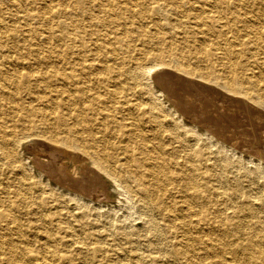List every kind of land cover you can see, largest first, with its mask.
Here are the masks:
<instances>
[{
	"label": "bare ground",
	"instance_id": "6f19581e",
	"mask_svg": "<svg viewBox=\"0 0 264 264\" xmlns=\"http://www.w3.org/2000/svg\"><path fill=\"white\" fill-rule=\"evenodd\" d=\"M118 1L119 7L130 11L132 17L143 9L154 10L159 15H166V10L171 13L179 11L193 19L203 33L214 39L198 48L192 46L196 63L203 66L195 64L193 67L183 61L180 49L177 48L179 52L175 50L176 47L172 50V42H166L164 36L159 42L164 41L166 45L162 47L159 57L162 68L167 69L153 74L154 64L142 66L136 63L125 74L122 71L112 77L116 71L110 72L111 67L104 64L101 67L106 75L96 76V73L93 76L96 83L90 85V77L85 71L86 68L94 69L93 63L86 66L83 59L69 56L62 61H44L45 66L59 69L68 66L69 75L62 78L65 82L57 84L53 82L54 79L48 81L45 75L32 71L33 68H40L43 58L30 54L11 55L6 48L8 46L0 41V105L10 112L8 117L15 124L7 130L2 124L4 122H0V172L4 169L5 174L15 176L12 185L7 179L0 181V229L11 228L23 235L20 223L12 214L13 203L23 212L37 208L62 213L70 211V205L72 209L86 211L93 206L92 215L84 213L80 218L83 225L90 226L94 223L86 220L87 217L97 216L95 209L105 207L109 199L108 184H115L122 191H129L138 207L145 210L142 214L153 237L159 235L153 217L155 213L162 214L169 222L168 227L182 229V239L189 236L191 240V234L197 236L181 253L182 260H188L196 246L212 249L235 243L236 246L250 249L249 261H262L264 209L262 213L254 214V221L242 218L232 222L237 217V211H240L230 200L239 195L250 202V196L232 192L235 195L232 197V194L214 188V195L225 196L228 201L225 202L226 211H223L217 207V200H213L211 211L215 215L209 218L207 204L212 198L206 193L204 195L199 185L193 182L197 177L194 171H190L196 170L194 159H184L182 165L185 170L177 173L168 169L165 156L167 152L174 151L169 147L174 142H178L180 149L187 146L185 140L188 139L193 141V145H199L200 150H193L195 154L199 153L205 161L210 160L209 154H215L211 163L216 165L218 162L227 172L234 163L241 165L240 158L246 156L254 168L243 167L244 175L252 180L256 178L259 187L264 189V74L252 71L264 62V45L260 43L264 33V6L257 2L251 5L247 0H147V4L144 0ZM134 7H138V10H132ZM108 13L114 14L111 11ZM216 50H221L222 55H218ZM166 58L168 62H165ZM67 78L70 80L67 81ZM151 78L154 84L149 82ZM30 79L43 84L44 90L39 93L23 86ZM55 79L58 80L57 77ZM102 83L106 86L104 96L92 90L96 84ZM123 85L128 86L126 93ZM20 93H23L24 100L18 99ZM69 96L76 103L87 102L86 105L92 110L88 114L99 113L100 121L96 123L94 118L89 122L90 126L87 123L78 126L79 122H85V118L69 101ZM143 105L144 109L141 108ZM36 119L42 121L41 124ZM68 120L69 126L65 125ZM43 124L57 129L48 131L49 127ZM93 126L104 129L99 139L92 131L95 130ZM109 138L122 143L123 146L119 145V148L125 152L131 151L132 145L140 151H137L138 157L129 156L140 170L134 174V179L119 170L113 162L115 158L105 152ZM19 145L27 147L25 159L33 173L28 172L17 155ZM109 146L112 148L114 143ZM204 154H208L207 157ZM187 169L189 172L185 173ZM25 171L29 173L28 177L24 175ZM29 176L33 177V182L28 181ZM32 189L36 190L34 193L38 192L36 196L32 195ZM175 190L178 192L177 201L171 200ZM218 200L223 202L225 199ZM29 201L31 203H27ZM245 214L249 215L247 210ZM46 215L45 220L51 221L49 214ZM223 216L226 221H223ZM214 221L218 225H212ZM55 224L60 229L65 227L62 221ZM230 225H233L236 237L225 240L221 233H227ZM118 228L125 230L122 225ZM250 228L254 232L248 231ZM93 231L98 235L102 230L97 228ZM214 232H217L216 236H213ZM206 234L212 237H203ZM131 235L136 238L140 234L125 231V242L136 244ZM141 237L143 239L144 235ZM47 238L48 242L54 241V238ZM58 242L61 240L58 239ZM1 243L3 238L0 236ZM77 243L80 245L82 242L73 241L70 245ZM188 246L193 249L188 250ZM99 248L102 247L93 249V258L100 252ZM38 257L40 264H58L59 257L50 244L44 243ZM144 258L141 256L142 264L145 263ZM4 259L13 263L16 257L10 253Z\"/></svg>",
	"mask_w": 264,
	"mask_h": 264
},
{
	"label": "rangeland",
	"instance_id": "374dc122",
	"mask_svg": "<svg viewBox=\"0 0 264 264\" xmlns=\"http://www.w3.org/2000/svg\"><path fill=\"white\" fill-rule=\"evenodd\" d=\"M247 1L251 5L257 2L264 6V0ZM143 2L148 3L147 0ZM119 5L120 2L118 0H0V41L8 46L6 48L11 55L22 54L26 56L30 54L43 58L44 60L39 65L40 68H33L32 71L45 75L48 77V81L54 79L55 81L53 82L57 84L65 82V79L62 78L64 75H69L68 66L64 65L59 69L45 66L47 64L44 61H62L64 57L69 56L83 59L86 66L88 63H93L95 65L94 69L89 70L86 68L85 71L88 73L87 76L90 77V85L94 82L96 83L93 80V76L96 73H98L96 76L106 75L105 69L101 67L104 64L111 67L110 72L116 71L112 77L118 76L122 71L125 74L136 63H140L142 66L154 64L155 70H152L153 74L161 71V69H167L165 67L162 68L159 57L165 44H163L164 41H159L164 36H166V42H172V50L176 47L175 50L179 52L180 49L181 53H183V61L193 67L195 64L203 66L196 63V56L192 54L195 53L192 50V46L196 45L195 47L198 48L209 44L214 39L209 34L203 33L195 25L193 19L187 18L179 11L171 13L166 10V15H159L154 10H138V7H134L132 10L141 11L140 14L132 17L130 11H124ZM108 11L114 12V14L109 15ZM172 28L175 29L173 30ZM231 42L233 43V41ZM260 43L264 45V33L261 35ZM234 48L238 49V46ZM216 52L218 55H222L221 50H216ZM51 62H49L50 65H52ZM165 62H168L167 58ZM22 70L26 71L25 69ZM252 71L255 74H264V62L253 68ZM66 80L69 81L70 78ZM149 82L154 84L153 79ZM23 86L33 88L35 92L40 91L39 93L44 90L43 84L34 83L33 79L26 81ZM123 86L124 88L122 89L126 93L128 86ZM92 90L104 96L106 86L104 83L96 84ZM140 97L142 98L141 95ZM20 98L24 100L23 93L19 94L18 99ZM69 101L75 105L77 110L83 113L85 118V122H79L78 126L82 124L80 126L82 127L86 123L90 126L89 122L94 118L96 123L100 121L99 113L88 114L92 110L86 105L87 102L84 104L76 103L72 96H69ZM141 108L144 109L145 105L141 106ZM9 114L10 112L5 110L1 104L0 116H2V119L0 122H4L2 124L6 126L7 130L15 126V124L11 123V119L8 117ZM36 120L38 124H41L42 121ZM43 125L46 127L49 124ZM65 125H70L69 120ZM111 126L113 127L112 124ZM48 127V131L51 132L57 129L53 126ZM93 127H95V130L93 129L92 131H95L99 139L100 135H103L102 131L104 129L102 128L103 130H101L97 126ZM15 129L17 130V128ZM103 137L105 139L108 138V136ZM185 141H187L185 142L187 146L180 149L178 148V142H174L169 146L174 151L166 153L165 157L168 162L166 165L169 170L183 173L185 170L182 165L183 160H187V157L194 159L196 170L190 171H194V175L197 177L194 178L193 182L197 186L199 185V189L204 195L206 193L212 198L207 204L209 209L208 217L214 218L215 215L211 211L213 209V200H217V207L226 211L225 202L228 201L227 197H220L213 193V189L218 188L219 191L224 190L232 194V197L235 196L232 192L243 195L247 193V196H250V202L241 199L239 195H236V199L230 200L235 209L240 211L239 213L237 211V217L232 222H238L242 218H250L254 221V214L259 211L262 213L264 209V189L259 187L256 178L252 180L244 175L243 167L254 168L253 164L248 162L246 156H244L240 158L242 160L240 161L241 165L239 162L234 163V166H230L229 172H227L221 165H218V162L216 165L211 163V161L214 162L215 154H209L210 160L205 161L199 156V153L195 154L193 151L195 149L200 150L199 145H193V141H189V139ZM110 143H114L112 148L109 146ZM119 145L120 147L123 146L122 143L109 138L106 141L105 152L115 158L113 162L119 170L125 171L134 179V174H138L140 170L133 161H130L129 156L138 157L137 151L139 150H136L135 145H132V150L125 152L119 148ZM37 148L41 147L38 146ZM26 150L27 147L25 145H19L17 147V155L24 162L28 172L33 173L31 165L25 159ZM185 154L187 155L186 157ZM207 155L204 154L205 157ZM28 172L25 171L24 175L26 177H28ZM187 172H189L188 169L185 173ZM31 175L33 176V174ZM14 177L12 173L5 174L4 169L0 172V181L7 179L10 184L15 183ZM27 179L30 182L34 180L30 176ZM132 188H135L134 184ZM108 189L107 194L111 200L108 199V203L104 205L105 207L95 209L98 213L97 216L87 217L86 220L94 223L90 226L83 225L80 218H82L84 213L92 215L93 206H90L86 211L72 209L73 206L70 205L68 207L70 211H63L62 213L51 212L53 209L45 212L37 208L23 212L13 203L12 214L20 223L23 235L11 228L1 227L0 236L3 238V243L0 244V264H40L38 252L44 243L52 245V249L59 257L58 264H142L141 256L145 257L144 264H262V262L264 264V259L259 262L249 261L248 254L250 249L236 246L237 244L235 243L217 246L212 249L197 246L193 249V247L188 246V250L193 249V255L188 260H182L181 253L186 250L185 248L189 242L191 243L197 238L196 235L191 234V240L189 236L182 239V229L177 226L168 227L169 222L166 221L162 214L155 213L153 217H155L159 235L153 237L148 231L144 215L142 214L145 210L138 207L137 203L131 198L129 191L125 190L124 192L115 184H108ZM32 190V195L36 196L38 192L34 193L36 190ZM221 198L225 200L223 202L218 200ZM162 199L168 200L165 197H162ZM171 200H179L176 190L172 192ZM203 200L201 199V201ZM16 203L20 204L18 201ZM27 203H31V201ZM259 205H262V207H256ZM245 210L251 216L246 215ZM94 213L96 212L94 211ZM261 213L260 215H262ZM46 214H49L48 219L52 222L45 220ZM56 221H62L65 227L60 229L56 226ZM223 221H226L225 217ZM172 222L175 223V221ZM119 225H122L125 230H119ZM212 225L216 226L218 223L214 221ZM232 227L233 225H230L231 229H228L227 233H221L225 240H231V236L233 238L236 237L233 234L234 229ZM97 228L102 231L99 232L100 234L95 235L93 230ZM251 229L248 231L254 232ZM125 231H136L140 234L136 238L131 235L135 239L136 244L125 242ZM65 234L67 236L61 238ZM212 234L216 236L217 232ZM141 235H144L143 239ZM47 236L54 238L52 239L54 241L48 242ZM209 236L212 237V235L207 234L203 237L207 238ZM177 238H179L178 241ZM58 239L61 242H58ZM73 241H81L82 243L80 245H78L79 243L70 245ZM82 244H85V246ZM98 247L102 248H99L100 252H97L93 258V249H98ZM136 247L139 249L137 250ZM10 253H14L16 257L13 263H9L4 259ZM262 254L264 256V251H262Z\"/></svg>",
	"mask_w": 264,
	"mask_h": 264
}]
</instances>
